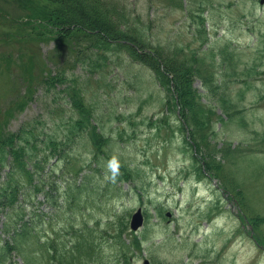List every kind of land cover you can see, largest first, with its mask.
<instances>
[{
  "label": "rangeland",
  "instance_id": "374dc122",
  "mask_svg": "<svg viewBox=\"0 0 264 264\" xmlns=\"http://www.w3.org/2000/svg\"><path fill=\"white\" fill-rule=\"evenodd\" d=\"M22 1L0 0V139L77 117L70 85L81 88L82 105L92 106L100 138L96 146L84 131L70 161L47 166L38 145V175L59 185L47 198L34 193L37 208L24 194L32 191L25 174L35 170L5 157L0 186L22 180L18 198L35 227L8 264H264V0H104L117 7L113 20L123 13L126 25L144 28L165 55L198 64V76L187 78L190 89L183 86L187 113L201 122L191 143L173 96L147 65L98 47L94 36L89 46L77 30L57 37L44 25L37 34L30 29L40 10L52 19L79 18L76 2L91 0L67 1L68 9L29 0L34 10ZM83 11L91 21H110L106 12ZM91 33L108 40L106 32ZM106 56L87 70L85 59ZM61 70L74 81L58 85L54 101L42 76ZM164 75L174 86L172 73ZM34 120L49 126L28 127ZM113 157L115 179L107 166ZM137 208L144 223L133 231ZM11 211L0 214V247L10 241L1 220L8 222Z\"/></svg>",
  "mask_w": 264,
  "mask_h": 264
},
{
  "label": "trees",
  "instance_id": "16d2710c",
  "mask_svg": "<svg viewBox=\"0 0 264 264\" xmlns=\"http://www.w3.org/2000/svg\"><path fill=\"white\" fill-rule=\"evenodd\" d=\"M29 0H23L22 3L27 7H32V4H27ZM67 1L72 0H54V3H58L68 9L66 5ZM74 1V0H73ZM93 4H96L95 8ZM76 5L81 10V17H72L65 14L63 17L52 19V17L45 16L43 10L38 11V16L30 20V29L33 33L37 34L35 27L38 25H44L46 28H50L57 37H61L70 31L77 30L86 37L89 46L92 41V37L98 41L97 46L101 47H115L119 52H125L128 56L135 61L141 62L147 65L155 74L158 83L166 91V95L170 93L173 96V110H176L177 105L180 107V118L184 121V124L190 127L192 137L194 126L201 127V123L192 112L187 113L189 104L185 101L191 100L188 98L189 94L184 90L185 82L186 87L190 89L189 84L191 81L187 78H194L198 76L196 66L198 64H192L185 60L176 61L172 56L165 55L158 47L154 46L150 40L148 33L144 28L138 26H128L125 23V16L121 13L120 17L113 20L114 13L117 7L113 4L107 3L104 0H91L88 5L82 4L77 1ZM84 7L90 8L89 13L94 15L97 11L106 12L110 21L101 23L100 21H91L84 14ZM70 9V8H69ZM40 12V13H39ZM108 12V13H107ZM39 18V19H38ZM45 19L47 21H45ZM57 23V24H56ZM37 24V25H33ZM109 25V26H108ZM91 30L106 32L108 40H103L97 37L98 34L91 33ZM110 60L109 56L105 58H94L92 61L88 59L84 60V64L89 65L87 70L93 71L99 65L105 64L106 60ZM113 61V59H112ZM147 62V63H145ZM162 66V69H160ZM164 70L169 71L173 75L174 86H170L168 80L164 75ZM45 87L52 92L53 100L56 101L58 96L55 93V89L58 85L67 81L73 82L74 79L69 76L66 71H53L42 76ZM46 78V79H45ZM184 86V88H183ZM68 94L74 101V107L78 112L77 117H70L65 120H61L57 126H49L46 121L34 120V124L29 126H49V128L43 127L42 129L36 127H29L23 129L22 127L15 132H9L0 139V170L6 167L5 157L11 154L14 157V162L17 167H28L34 169L35 172L27 171L25 176L32 187V191H24L25 203L38 202L39 199L34 193L43 192L44 196L49 197L53 190H56L59 184H52L46 177H40L38 174L42 172L43 164L48 165L50 161L63 160V162L70 161L69 150L75 138L81 133L89 131L92 134V141L94 145H98L100 135L95 131L96 121L93 117V108L89 104L82 105L81 88L77 90H71L72 85L68 86ZM175 94L177 98H175ZM90 110V111H89ZM60 131L62 134H60ZM193 139V138H192ZM199 141V139H198ZM43 143L44 152L38 160V145ZM50 163V167L52 166ZM51 168H48L50 170ZM47 170V171H48ZM54 171V169H53ZM38 178L35 181V178ZM45 180V181H43ZM28 183V184H29ZM54 183V182H53ZM22 180L20 178L8 179L4 185L0 186V214L4 208L12 207L11 213H9L8 222L2 221V230L7 232L10 236V241L4 243L0 247V264H8L12 259V252L14 255L22 254V245L25 239H29L30 231L35 230L34 225L29 223L30 208L24 207L19 201L17 191L21 188ZM24 186V184H23ZM33 192V193H32ZM38 202L32 205L37 208ZM14 261V260H13Z\"/></svg>",
  "mask_w": 264,
  "mask_h": 264
},
{
  "label": "water",
  "instance_id": "95a60500",
  "mask_svg": "<svg viewBox=\"0 0 264 264\" xmlns=\"http://www.w3.org/2000/svg\"><path fill=\"white\" fill-rule=\"evenodd\" d=\"M143 222V216L141 214V210L138 209L131 218L130 226L132 229H137ZM144 264H148V261L145 260Z\"/></svg>",
  "mask_w": 264,
  "mask_h": 264
},
{
  "label": "clouds",
  "instance_id": "9594fccd",
  "mask_svg": "<svg viewBox=\"0 0 264 264\" xmlns=\"http://www.w3.org/2000/svg\"><path fill=\"white\" fill-rule=\"evenodd\" d=\"M108 168L111 170L112 172V179H115L116 175L118 174L119 171V162L118 160L113 157L108 161Z\"/></svg>",
  "mask_w": 264,
  "mask_h": 264
}]
</instances>
